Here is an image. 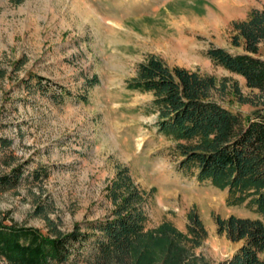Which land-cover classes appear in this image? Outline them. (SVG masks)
<instances>
[{
	"label": "rangeland",
	"instance_id": "rangeland-1",
	"mask_svg": "<svg viewBox=\"0 0 264 264\" xmlns=\"http://www.w3.org/2000/svg\"><path fill=\"white\" fill-rule=\"evenodd\" d=\"M262 6L264 0H0V137L11 141L0 149L8 162L0 171L23 165L24 174L0 192V221L42 233L46 219L61 233L77 223L84 230L109 215L106 185L125 166L150 193L146 229L169 221L183 232L193 212L206 231L194 257L209 264L229 258L240 245L217 233L214 217L257 215L244 204L228 206L226 190L177 168L174 142L157 133V114L147 106L152 95L131 92L126 82L153 55L223 81L229 92L216 100L246 120L257 90L215 66L206 51L240 53L230 44L232 22ZM92 77L97 84L85 86ZM90 252L66 264H94Z\"/></svg>",
	"mask_w": 264,
	"mask_h": 264
},
{
	"label": "trees",
	"instance_id": "trees-1",
	"mask_svg": "<svg viewBox=\"0 0 264 264\" xmlns=\"http://www.w3.org/2000/svg\"><path fill=\"white\" fill-rule=\"evenodd\" d=\"M231 26L230 44L242 51L232 54L210 46L206 58L257 90L256 109L246 120L216 100V95L229 92L223 81L196 70L170 68L153 55L137 64L126 89L152 95L147 106L157 114V133L174 142L172 154L180 160L179 170H194L197 181L227 191L228 206L244 204L257 215L254 219L214 217L217 233L240 245L217 264H264V255L259 257L264 251V6L250 9ZM94 84L96 77L85 81V86ZM229 90L239 96L236 84ZM10 145L0 137V149ZM1 165L8 162L0 161ZM39 173L32 174L34 179L42 176ZM23 175V165L11 167L6 174L0 171V192L16 187ZM149 196L127 167L119 166L106 185L112 210L104 219L86 223L84 230L77 223L61 233L46 219L49 229L42 233L0 221V264H66L87 251H91L88 261L94 264H209L193 255L206 237L193 212L187 214L183 232L169 221L145 228Z\"/></svg>",
	"mask_w": 264,
	"mask_h": 264
}]
</instances>
